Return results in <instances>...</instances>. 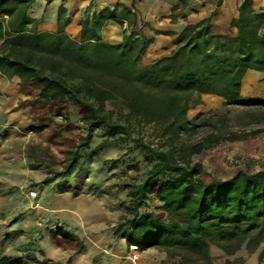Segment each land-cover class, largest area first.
Masks as SVG:
<instances>
[{"label":"trees","instance_id":"16d2710c","mask_svg":"<svg viewBox=\"0 0 264 264\" xmlns=\"http://www.w3.org/2000/svg\"><path fill=\"white\" fill-rule=\"evenodd\" d=\"M36 1L0 0V76L17 78L20 90H37L35 98L24 101L33 112L31 126L53 114L67 129L75 128L69 119L72 105L84 128L78 141L64 139L63 166L42 183L68 177L94 132L104 128L110 138L130 140L149 165L142 181L128 188L126 213L113 227V236L127 249L162 250L178 258V264H213L210 245L226 255L242 247L248 254L256 251L264 243V171L238 172L225 180L212 177L204 184L203 168L192 157L264 129L242 136L211 135L192 143H179V139L197 129V118L187 114L191 105L201 104L203 95L221 98L224 107H264V100L240 94L248 70L261 73L264 80V10L256 12L250 0L241 1L237 17L230 21L234 35L212 34L210 17L187 24L173 39L170 53L142 65L147 41L140 31H133L137 17L130 7L119 4L84 16L76 41L64 32L70 22L63 7L66 0H60L54 34L38 31V21L30 16ZM53 1L45 0V5ZM184 6L181 3L173 10ZM108 21L126 25L118 44L102 39ZM115 100L124 103L127 113L105 109L107 102ZM132 122L139 128L150 126L157 134L156 143L132 138ZM152 198L160 206L142 211ZM59 235L76 252L83 250L77 236ZM243 263V259L226 261ZM0 264L41 263L32 251L25 256L0 255Z\"/></svg>","mask_w":264,"mask_h":264},{"label":"rangeland","instance_id":"374dc122","mask_svg":"<svg viewBox=\"0 0 264 264\" xmlns=\"http://www.w3.org/2000/svg\"><path fill=\"white\" fill-rule=\"evenodd\" d=\"M18 83L15 77L0 76V255L25 256L34 251L41 264H178V258L162 250L137 252L113 236V227L126 213L128 188L138 185L149 169L143 152L130 140L110 138L104 128L96 130L68 177L42 183L45 176L62 168L64 139L78 141L84 128L72 105L69 119L75 128L67 129L53 114L31 126L33 112L24 101L35 98L37 90H20ZM241 95L264 100V80L245 79ZM222 104L219 97L203 95L201 104L191 105L190 119L197 118L198 127L180 137L179 143L264 129V107ZM105 109L127 113L120 100L107 102ZM131 129L132 138L156 143L157 134L150 126L139 128L132 122ZM192 162L202 166L203 183L212 177L225 180L238 172L264 171V132L246 140L221 142L193 156ZM159 206L152 198L142 211H156ZM64 232L83 241L81 252L57 238ZM237 259L245 263L243 247L229 261ZM226 261L220 256L211 258L213 264Z\"/></svg>","mask_w":264,"mask_h":264},{"label":"crops","instance_id":"0c3cea01","mask_svg":"<svg viewBox=\"0 0 264 264\" xmlns=\"http://www.w3.org/2000/svg\"><path fill=\"white\" fill-rule=\"evenodd\" d=\"M241 1L243 0H66L63 3V7L70 22L65 27L64 32L74 40L79 41V21L84 16H90L103 8H112L119 4L130 7L137 17L133 31H140L142 37L147 41V48L141 56V64L147 65L154 59L172 51L174 48L173 39L187 24L196 23L207 17H210L212 34L234 35L236 30L230 26V21L237 17V8ZM250 1L254 11L264 10V0ZM181 3L185 4V6L174 11L173 9L180 6ZM60 4V0H54L47 6L45 5V0H37L33 4L30 9V16L38 21L39 32L53 34L57 32L56 15ZM212 13L213 15H211ZM172 14L176 16L174 20L171 19ZM124 29H126V25L121 27L114 21H108L102 29L103 41L108 44L120 43ZM128 32L129 30H127ZM260 77H262L261 73L248 70L242 79V83L245 79H257ZM187 115L189 118L192 117L189 115V110ZM151 250L153 249L146 252ZM262 250H264V243L251 254H248L245 250L246 261L244 264H257ZM239 251L233 255H226L215 246L210 245L208 248L210 258L220 256L227 261L237 256Z\"/></svg>","mask_w":264,"mask_h":264},{"label":"bare ground","instance_id":"6f19581e","mask_svg":"<svg viewBox=\"0 0 264 264\" xmlns=\"http://www.w3.org/2000/svg\"><path fill=\"white\" fill-rule=\"evenodd\" d=\"M131 248H132L133 250H136V247H134V246H132Z\"/></svg>","mask_w":264,"mask_h":264},{"label":"built area","instance_id":"2783aa9c","mask_svg":"<svg viewBox=\"0 0 264 264\" xmlns=\"http://www.w3.org/2000/svg\"><path fill=\"white\" fill-rule=\"evenodd\" d=\"M130 264H135V263H130Z\"/></svg>","mask_w":264,"mask_h":264}]
</instances>
